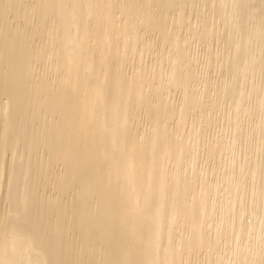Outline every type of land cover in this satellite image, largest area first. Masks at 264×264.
Instances as JSON below:
<instances>
[{"label":"bare ground","instance_id":"obj_1","mask_svg":"<svg viewBox=\"0 0 264 264\" xmlns=\"http://www.w3.org/2000/svg\"><path fill=\"white\" fill-rule=\"evenodd\" d=\"M0 264H264V0H0Z\"/></svg>","mask_w":264,"mask_h":264}]
</instances>
